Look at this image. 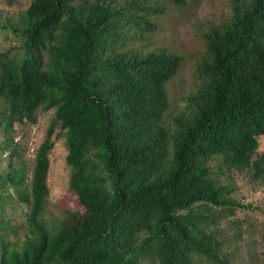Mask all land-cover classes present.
<instances>
[{
    "label": "trees",
    "instance_id": "trees-1",
    "mask_svg": "<svg viewBox=\"0 0 264 264\" xmlns=\"http://www.w3.org/2000/svg\"><path fill=\"white\" fill-rule=\"evenodd\" d=\"M164 1H30L23 57L0 53V128L11 136L38 108L53 115L30 178L19 144L7 154L8 198L28 211L23 240L2 242L0 264H227L210 225L244 206L209 162L264 184V0H230L229 17L204 30L197 85L168 126L165 85L181 58L121 49L131 29H155L148 16ZM57 129L72 207L48 226Z\"/></svg>",
    "mask_w": 264,
    "mask_h": 264
},
{
    "label": "rangeland",
    "instance_id": "rangeland-1",
    "mask_svg": "<svg viewBox=\"0 0 264 264\" xmlns=\"http://www.w3.org/2000/svg\"><path fill=\"white\" fill-rule=\"evenodd\" d=\"M30 1L0 0V53L8 51L11 58L23 57L20 31L26 27L25 11ZM164 3V13L148 16L155 29L143 33L136 28L131 29L121 49L140 53L164 50L181 58L178 72L165 85L168 107L163 114V122L168 126L170 116L182 110L185 97L197 85L195 69L205 50L202 33L229 17L230 0H186L182 6L169 0ZM52 115L53 110L38 108L35 122L25 123L22 127L16 125L12 137L0 128V258L2 242H8L10 246L17 243L19 246L23 240L28 211L15 198H8L11 189H8L4 178L7 154L14 143L19 144L20 159L25 165L27 178H30L35 150L44 139ZM258 140L257 153H261L264 150V135ZM66 154L63 132L57 129L49 154V197L43 215L48 226L60 217L62 209L72 207L67 190L69 168L65 162ZM209 168L212 178L221 186H229L232 199L244 206L210 225L222 243V256L227 264H264V184L252 179L248 170L226 169L220 157L211 160ZM12 229L15 234L8 233Z\"/></svg>",
    "mask_w": 264,
    "mask_h": 264
}]
</instances>
